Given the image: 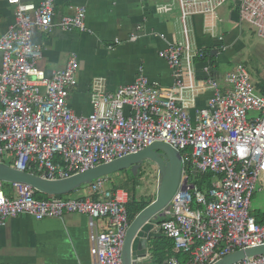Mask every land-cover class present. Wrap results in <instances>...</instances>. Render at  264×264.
I'll return each mask as SVG.
<instances>
[{
  "label": "built area",
  "instance_id": "1",
  "mask_svg": "<svg viewBox=\"0 0 264 264\" xmlns=\"http://www.w3.org/2000/svg\"><path fill=\"white\" fill-rule=\"evenodd\" d=\"M7 2L15 7V22L0 38V164L9 156V166L19 171L58 180L166 142L182 156L183 176L188 169L213 175L207 192L190 179L181 184L154 224V232L171 238L175 254L185 257L184 262L175 256L167 263L214 264L238 249L264 244V222L251 212L264 174V94L243 64L225 73L223 87L207 50L192 43L188 24L192 16L201 15L211 20L213 32L219 9L232 3L264 39V0H169L158 5L160 14L174 17L184 37V42L170 43L159 52L173 68V85L164 87L140 74L111 91L104 78H94L89 115L77 114L68 102L78 86V56L48 74L38 65L44 46L35 41L36 31H87V7L76 6L58 19L56 0ZM212 36L214 51H225L224 35ZM206 61L204 77L198 78L196 64ZM206 88L212 94L199 108L198 94ZM110 178L95 179L89 183L92 196L78 199L38 198L37 190L24 182H13L16 197L11 198L0 181V226L20 214L38 220L85 214L94 264H123L130 194L124 188H108ZM236 264H264V255Z\"/></svg>",
  "mask_w": 264,
  "mask_h": 264
},
{
  "label": "crops",
  "instance_id": "2",
  "mask_svg": "<svg viewBox=\"0 0 264 264\" xmlns=\"http://www.w3.org/2000/svg\"><path fill=\"white\" fill-rule=\"evenodd\" d=\"M168 1L56 0L58 19L62 14L73 13L76 6H86L87 31L64 30L59 27L51 32L36 31L35 41L43 44L45 49L38 65L51 74L54 70L65 68L72 55L78 56V86L68 98L77 114L92 113L90 94L92 82L97 77L104 78L111 91L131 84L140 74H145L151 81L164 87L173 85V68L160 57L159 52L170 43L184 42V37L173 16L159 13L158 5ZM14 22L15 7L7 0H0V38ZM244 22L238 8L232 3L219 9V18L213 32L209 30V18L194 15L188 20L190 39L194 46L205 48L216 58L214 75L223 87H227L225 73L237 64L247 67L255 86L264 81V49H259L261 46L250 49L248 56L242 53L245 48L243 36L249 33L255 35V32L244 28ZM214 33L224 35L227 46L225 51H214L217 47L212 36ZM133 35L135 39H132ZM233 59L238 61L234 63ZM206 63L196 64L198 78L204 77L202 67ZM222 63L231 64V68L220 71L219 64ZM211 94L209 88L201 90L195 106H206ZM194 111L191 107L192 114ZM116 175L110 178V182H118L117 179L123 176L121 172ZM3 187L7 196L16 197L13 182L3 181ZM107 187L113 189V183ZM70 195L62 197L85 198L92 196V192L89 184H84ZM156 233L153 227L145 234L148 237L145 260H151L148 241ZM90 249L89 218L85 214L68 213L63 217H46L41 220L29 214H20L0 226V264H94Z\"/></svg>",
  "mask_w": 264,
  "mask_h": 264
},
{
  "label": "water",
  "instance_id": "3",
  "mask_svg": "<svg viewBox=\"0 0 264 264\" xmlns=\"http://www.w3.org/2000/svg\"><path fill=\"white\" fill-rule=\"evenodd\" d=\"M145 160L154 162L158 168V187L156 199L144 208L131 222L123 251V264H141L147 255L148 237L154 224L161 221L163 210L170 204L179 186L187 185L188 176L182 175V156L168 143L156 142L148 148L134 154L103 163L85 172L68 178L49 180L33 173L19 171L7 164H0V181L24 182L32 185L37 191L48 195L64 196L83 184L95 179L112 175L133 168L136 173ZM256 255H264V244L241 248L225 255L214 264H236Z\"/></svg>",
  "mask_w": 264,
  "mask_h": 264
},
{
  "label": "trees",
  "instance_id": "4",
  "mask_svg": "<svg viewBox=\"0 0 264 264\" xmlns=\"http://www.w3.org/2000/svg\"><path fill=\"white\" fill-rule=\"evenodd\" d=\"M207 59H210L213 63H215V58L210 51H207ZM256 88L259 92L264 94V81L259 82ZM140 168L138 169V172H132V174H137L136 177H138L141 174ZM122 172L124 173V175L128 174L126 170L121 171V173ZM186 173L188 174L191 183L195 184L198 190L207 192L211 189L213 179V175L211 172L191 174L190 170L188 169ZM133 175L131 177L129 175H127L126 177L122 176L121 179H117L118 182H111L113 183L114 188L123 187L124 189L129 191L130 198L129 202L127 203V210L131 222L139 212H141L156 199V197H152V195L138 194L141 183H139L136 178L133 177ZM112 176L114 175H110V177ZM45 195L48 196V194L36 191V196L38 198H45ZM257 220L259 222H264V216L260 219L257 218ZM148 242L151 259L155 260L157 264H164L167 259L175 256L178 257L182 262L185 261V257L183 254H175L174 241L171 238L165 236L161 231L157 232L155 236L150 237Z\"/></svg>",
  "mask_w": 264,
  "mask_h": 264
},
{
  "label": "rangeland",
  "instance_id": "5",
  "mask_svg": "<svg viewBox=\"0 0 264 264\" xmlns=\"http://www.w3.org/2000/svg\"><path fill=\"white\" fill-rule=\"evenodd\" d=\"M244 28L245 29L248 28L249 30L254 32L253 27L248 22H244ZM242 41L245 44L244 51L242 52L243 55L245 56H248L250 49L258 48L260 46L261 47L259 49H264V39L258 37L256 34L250 35L249 33V35H247L246 37L243 36ZM237 61H238L237 59H233L234 63ZM219 67L221 69L220 71H226L231 68V64L222 63V64H219ZM5 161L7 165L11 164V158L9 156L6 157ZM126 172L128 173L127 175H129L130 177L133 175L132 172L135 173L132 167L126 170ZM140 172L141 174L138 177H136L137 174L133 175V177H135L136 180L139 183H141L138 194L139 195L147 194V195H152V197H156L157 187H158V172H159L158 166L150 160H145L143 165L140 168ZM116 174H112V175H114V177H117ZM121 174H123V176L125 177L127 176V175H124L123 172ZM138 179H141V180H138ZM65 196L69 197L71 195L69 193V194H66ZM196 206H197L196 203H194L192 205V208H196ZM251 212L253 215L257 216L258 219L264 216V174H261V176L259 177L257 189L252 199ZM168 260L169 259H167L164 264H168L167 263ZM141 264H157V262L151 259V260H145Z\"/></svg>",
  "mask_w": 264,
  "mask_h": 264
},
{
  "label": "clouds",
  "instance_id": "6",
  "mask_svg": "<svg viewBox=\"0 0 264 264\" xmlns=\"http://www.w3.org/2000/svg\"><path fill=\"white\" fill-rule=\"evenodd\" d=\"M183 165V164H182ZM182 175H183V168H182ZM188 175V174H187ZM191 182V181H190Z\"/></svg>",
  "mask_w": 264,
  "mask_h": 264
}]
</instances>
